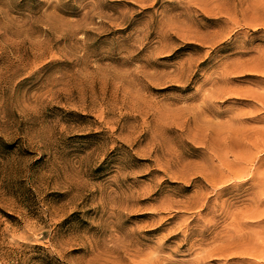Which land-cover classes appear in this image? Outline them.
Instances as JSON below:
<instances>
[{
	"label": "rangeland",
	"instance_id": "374dc122",
	"mask_svg": "<svg viewBox=\"0 0 264 264\" xmlns=\"http://www.w3.org/2000/svg\"><path fill=\"white\" fill-rule=\"evenodd\" d=\"M0 264H264V0H0Z\"/></svg>",
	"mask_w": 264,
	"mask_h": 264
}]
</instances>
